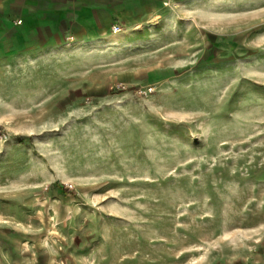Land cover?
<instances>
[{
  "label": "rangeland",
  "instance_id": "1",
  "mask_svg": "<svg viewBox=\"0 0 264 264\" xmlns=\"http://www.w3.org/2000/svg\"><path fill=\"white\" fill-rule=\"evenodd\" d=\"M166 6L0 47V264H264V0Z\"/></svg>",
  "mask_w": 264,
  "mask_h": 264
},
{
  "label": "crops",
  "instance_id": "2",
  "mask_svg": "<svg viewBox=\"0 0 264 264\" xmlns=\"http://www.w3.org/2000/svg\"><path fill=\"white\" fill-rule=\"evenodd\" d=\"M172 1L183 0H0V47L23 54L88 43L94 36L102 37L112 24L137 36L150 31L152 21L164 16L166 3ZM68 36L73 39L67 40Z\"/></svg>",
  "mask_w": 264,
  "mask_h": 264
},
{
  "label": "built area",
  "instance_id": "3",
  "mask_svg": "<svg viewBox=\"0 0 264 264\" xmlns=\"http://www.w3.org/2000/svg\"><path fill=\"white\" fill-rule=\"evenodd\" d=\"M112 29H113V31H118L120 29V27L117 24H114L112 26Z\"/></svg>",
  "mask_w": 264,
  "mask_h": 264
}]
</instances>
